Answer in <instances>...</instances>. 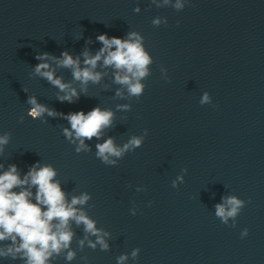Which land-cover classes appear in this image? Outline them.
Returning <instances> with one entry per match:
<instances>
[{"label": "clouds", "instance_id": "obj_1", "mask_svg": "<svg viewBox=\"0 0 264 264\" xmlns=\"http://www.w3.org/2000/svg\"><path fill=\"white\" fill-rule=\"evenodd\" d=\"M164 3H169V0H164ZM174 7L180 10L184 5L181 0H177ZM135 11L138 12L139 9ZM160 22V19L152 21L154 26H158ZM96 39L102 47L95 55L87 49L82 53L83 67L80 57L74 58L67 51H64L60 58L53 56L51 59L55 61L57 67L70 69L74 80L81 83L84 92L87 91L86 86L89 82L98 84L105 75L96 71L98 64L102 62L104 68L111 67L114 70V83L123 86L129 98L139 101L146 87L142 81L151 75L149 66L153 63V58L145 50L143 38L137 32H130L126 39L116 36L109 38L107 34L98 35ZM36 58L47 60L49 54L43 53ZM34 74L46 79L60 92L65 93L63 96H58L61 102L72 103L73 97L79 99L76 89L70 83H64L62 78L56 77L55 69L48 63L37 64ZM161 74L165 80L171 82L166 68L161 67ZM116 96L123 98L124 91L117 90ZM27 103L31 105L28 115L33 119L40 118L45 113L49 116L57 115L54 110L38 103L35 96H30ZM199 103L202 106L211 104L208 92L203 94ZM117 109L129 111L130 105H118ZM64 118L71 125V130L64 129V135L73 143L79 141L76 147V152L79 153L81 150H90L85 140L100 139L103 131L112 126L114 113L97 106L87 113L72 112ZM147 135L148 129H144L142 135L131 136L122 147L117 146L114 139L109 137L103 143L96 145V156L105 165L115 166L117 159L122 158L125 153L140 148ZM73 136L75 140L72 139ZM10 137L11 133L0 135V154L3 153L4 146L9 143ZM3 168L4 165L0 164V169ZM181 171L186 173L187 168ZM56 176L57 171L53 166L40 165L39 161L29 168L23 178L15 164L9 165L7 170L0 171V244L4 241L9 242L0 246V258L19 260L21 264H53L54 260L63 255L64 259L70 262L77 256L76 251L71 248L75 237L73 224L76 227L83 226L85 236L77 241L81 251L86 244L93 250H96L97 245L101 251L109 250V244L105 240L109 233L97 228V222L83 207L91 199L90 194L84 192L78 196L73 195L69 201L60 182L55 179ZM178 182H183V175L177 176L171 186L176 188ZM33 188L35 193L32 191ZM141 190L143 189H137V191ZM151 205L152 201H149V206ZM245 206L246 202L236 196L224 197L222 203L215 205V216L225 225L231 218L233 220L231 227L235 228L236 218ZM131 213L136 215V210L132 209ZM89 236L96 237L95 241L89 239ZM240 236L242 239L247 237L248 229H243ZM139 252V248L133 249L131 257L137 259ZM81 259L87 264V256ZM127 259L128 255L122 254L117 257V264H124Z\"/></svg>", "mask_w": 264, "mask_h": 264}, {"label": "water", "instance_id": "obj_2", "mask_svg": "<svg viewBox=\"0 0 264 264\" xmlns=\"http://www.w3.org/2000/svg\"><path fill=\"white\" fill-rule=\"evenodd\" d=\"M228 196L246 202L235 228L231 218L225 225L215 216V205ZM122 254L128 255L124 264H264V170L186 205L92 264H117Z\"/></svg>", "mask_w": 264, "mask_h": 264}]
</instances>
